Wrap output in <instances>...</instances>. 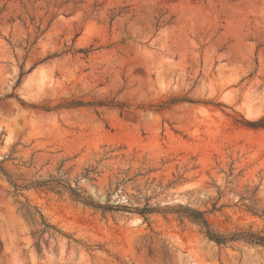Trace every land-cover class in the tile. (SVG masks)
Returning <instances> with one entry per match:
<instances>
[{
  "label": "rangeland",
  "instance_id": "obj_1",
  "mask_svg": "<svg viewBox=\"0 0 264 264\" xmlns=\"http://www.w3.org/2000/svg\"><path fill=\"white\" fill-rule=\"evenodd\" d=\"M260 126L264 0H0V264H264Z\"/></svg>",
  "mask_w": 264,
  "mask_h": 264
},
{
  "label": "trees",
  "instance_id": "obj_2",
  "mask_svg": "<svg viewBox=\"0 0 264 264\" xmlns=\"http://www.w3.org/2000/svg\"><path fill=\"white\" fill-rule=\"evenodd\" d=\"M76 105H79V104H76ZM260 127H264V126H260ZM72 193L75 195V197H80L76 192L72 191ZM146 212L147 211L144 210L140 213L144 214ZM182 215H183L182 217H186L192 223L201 225L205 229V234L208 237V239L214 241L217 244H224V243H227L229 241H234V240L238 239V235L225 237V236L217 235V234H214L213 232H211V230L209 229V225H208L207 220L203 217V215L200 212L192 211V210H186L184 212V214H182ZM245 237H246L245 240L248 241L249 243L264 245V238L263 237L255 236L253 234H247Z\"/></svg>",
  "mask_w": 264,
  "mask_h": 264
}]
</instances>
